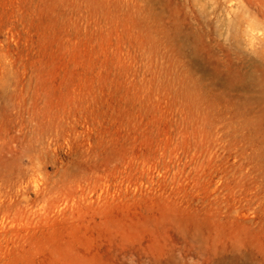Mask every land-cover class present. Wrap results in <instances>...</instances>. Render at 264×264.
Returning <instances> with one entry per match:
<instances>
[{"label": "rangeland", "instance_id": "1", "mask_svg": "<svg viewBox=\"0 0 264 264\" xmlns=\"http://www.w3.org/2000/svg\"><path fill=\"white\" fill-rule=\"evenodd\" d=\"M0 264H264V0H0Z\"/></svg>", "mask_w": 264, "mask_h": 264}]
</instances>
